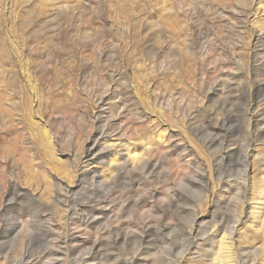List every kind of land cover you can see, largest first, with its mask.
Segmentation results:
<instances>
[{
	"label": "rangeland",
	"instance_id": "rangeland-1",
	"mask_svg": "<svg viewBox=\"0 0 264 264\" xmlns=\"http://www.w3.org/2000/svg\"><path fill=\"white\" fill-rule=\"evenodd\" d=\"M263 86L264 0H0V264H264Z\"/></svg>",
	"mask_w": 264,
	"mask_h": 264
},
{
	"label": "bare ground",
	"instance_id": "bare-ground-1",
	"mask_svg": "<svg viewBox=\"0 0 264 264\" xmlns=\"http://www.w3.org/2000/svg\"><path fill=\"white\" fill-rule=\"evenodd\" d=\"M263 87H264V86H263ZM200 179H202V178L200 177ZM184 183L187 184L189 187H195V186H196V184L193 183V182L190 181V180H185ZM261 191H263V189H262ZM262 194H263V192H262ZM243 195H244V194H243ZM260 202H261V201H260ZM167 216H168V213H162V215H161L162 219L166 218ZM46 253H47V252H46Z\"/></svg>",
	"mask_w": 264,
	"mask_h": 264
}]
</instances>
